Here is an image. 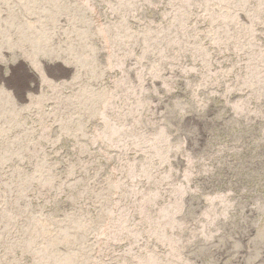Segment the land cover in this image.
Instances as JSON below:
<instances>
[{"label": "rangeland", "instance_id": "374dc122", "mask_svg": "<svg viewBox=\"0 0 264 264\" xmlns=\"http://www.w3.org/2000/svg\"><path fill=\"white\" fill-rule=\"evenodd\" d=\"M0 264H264V0H0Z\"/></svg>", "mask_w": 264, "mask_h": 264}]
</instances>
